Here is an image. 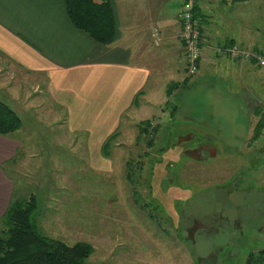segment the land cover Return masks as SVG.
<instances>
[{"label": "rangeland", "instance_id": "1", "mask_svg": "<svg viewBox=\"0 0 264 264\" xmlns=\"http://www.w3.org/2000/svg\"><path fill=\"white\" fill-rule=\"evenodd\" d=\"M182 1L164 0V11ZM259 8L246 2L239 19L264 55ZM214 54L252 65L242 87L216 70L198 76L177 99L149 107L154 134L140 132L138 111L120 121L104 154L106 138L73 129L44 78L0 53V99L21 119L13 133L21 147L5 169L13 199L35 197L39 232L88 244L87 264H244L264 248V128L250 139L264 115V69Z\"/></svg>", "mask_w": 264, "mask_h": 264}, {"label": "crops", "instance_id": "2", "mask_svg": "<svg viewBox=\"0 0 264 264\" xmlns=\"http://www.w3.org/2000/svg\"><path fill=\"white\" fill-rule=\"evenodd\" d=\"M248 1L255 0H194L205 50L193 79L186 76L179 38L182 3L169 14L164 0H112L117 35L105 45L74 26L63 0H0V53L25 73L44 78V89L63 105L73 129L104 140L126 116L141 111V120H151L149 107L177 99L212 70L242 87L252 65L230 62L214 48L235 44L260 50L254 29L239 19V7ZM257 2L261 10L264 0ZM153 28L158 44L151 38ZM13 133L0 135V217L13 199L5 169L21 147Z\"/></svg>", "mask_w": 264, "mask_h": 264}, {"label": "trees", "instance_id": "3", "mask_svg": "<svg viewBox=\"0 0 264 264\" xmlns=\"http://www.w3.org/2000/svg\"><path fill=\"white\" fill-rule=\"evenodd\" d=\"M63 1L75 27L103 45L115 40L117 29L112 0ZM194 16L197 19L195 14ZM138 94L135 96V103ZM175 112L176 107L173 106L171 116L174 117ZM139 122V130L145 136L154 134L158 129L157 125L152 126L150 119ZM20 125L21 119L15 110L0 99V135H11ZM263 128L264 115L254 126L250 139L256 140ZM115 136L117 131L104 140L101 146L104 154L108 152ZM35 208L33 195L24 201L11 199L5 213L0 217V264H87L86 260L91 253L90 246L84 242L67 244L39 232L32 222ZM247 258L246 264H264V248L257 252L251 251Z\"/></svg>", "mask_w": 264, "mask_h": 264}, {"label": "built area", "instance_id": "4", "mask_svg": "<svg viewBox=\"0 0 264 264\" xmlns=\"http://www.w3.org/2000/svg\"><path fill=\"white\" fill-rule=\"evenodd\" d=\"M231 1V0H225ZM194 0H184L180 11L179 38L185 50V68L188 76L195 75L198 72V65L204 55V47L201 40V31L198 20L194 16ZM152 40L158 44L159 33L156 28L151 31ZM218 53H226L230 57H243L255 61L257 65L264 69V55L254 50H247L238 45H226L215 47Z\"/></svg>", "mask_w": 264, "mask_h": 264}, {"label": "flooded vegetation", "instance_id": "5", "mask_svg": "<svg viewBox=\"0 0 264 264\" xmlns=\"http://www.w3.org/2000/svg\"><path fill=\"white\" fill-rule=\"evenodd\" d=\"M250 252H251V251H250ZM250 252H249V253H250ZM249 253H248V254H249ZM247 256H248V255H247ZM247 256H246V259H245V263H244V264H246V263H247V259H248V258H247Z\"/></svg>", "mask_w": 264, "mask_h": 264}]
</instances>
